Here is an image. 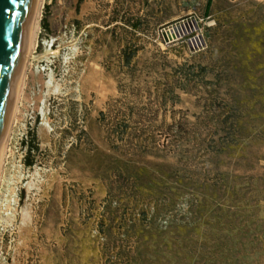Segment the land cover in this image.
<instances>
[{"label": "rangeland", "instance_id": "rangeland-1", "mask_svg": "<svg viewBox=\"0 0 264 264\" xmlns=\"http://www.w3.org/2000/svg\"><path fill=\"white\" fill-rule=\"evenodd\" d=\"M206 1L45 0L0 264H264V0Z\"/></svg>", "mask_w": 264, "mask_h": 264}, {"label": "water", "instance_id": "water-1", "mask_svg": "<svg viewBox=\"0 0 264 264\" xmlns=\"http://www.w3.org/2000/svg\"><path fill=\"white\" fill-rule=\"evenodd\" d=\"M36 0H0V157L23 68Z\"/></svg>", "mask_w": 264, "mask_h": 264}, {"label": "bare ground", "instance_id": "bare-ground-1", "mask_svg": "<svg viewBox=\"0 0 264 264\" xmlns=\"http://www.w3.org/2000/svg\"><path fill=\"white\" fill-rule=\"evenodd\" d=\"M45 4V0H36L35 1V7L30 27V33L23 63V68L21 72V77L17 89V94L7 130V134L5 137L4 145L2 148V153L0 157V192L1 187L3 184V176L5 172V166L8 161V158L11 154V142H12V135L14 132V127L16 124H18L21 116H22V110L24 106V100L26 95V79H27V70L30 67V56H33V54L36 51L37 43H38V37L40 32V20L42 15V10Z\"/></svg>", "mask_w": 264, "mask_h": 264}, {"label": "built area", "instance_id": "built-area-1", "mask_svg": "<svg viewBox=\"0 0 264 264\" xmlns=\"http://www.w3.org/2000/svg\"><path fill=\"white\" fill-rule=\"evenodd\" d=\"M161 35L166 44L185 42L189 47L196 49L204 43L198 20L192 16L182 18L161 29Z\"/></svg>", "mask_w": 264, "mask_h": 264}, {"label": "crops", "instance_id": "crops-1", "mask_svg": "<svg viewBox=\"0 0 264 264\" xmlns=\"http://www.w3.org/2000/svg\"><path fill=\"white\" fill-rule=\"evenodd\" d=\"M214 0H207L206 4L204 5V7L201 9L200 14L204 17H207L209 15L211 6L213 4Z\"/></svg>", "mask_w": 264, "mask_h": 264}]
</instances>
